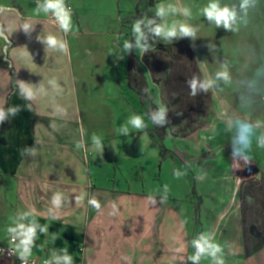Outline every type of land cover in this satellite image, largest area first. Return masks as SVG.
Here are the masks:
<instances>
[{
  "label": "crops",
  "instance_id": "crops-1",
  "mask_svg": "<svg viewBox=\"0 0 264 264\" xmlns=\"http://www.w3.org/2000/svg\"><path fill=\"white\" fill-rule=\"evenodd\" d=\"M65 1L74 6L68 33L49 19L51 11L44 12L47 0H0V109L6 113L0 122V246L15 237L18 256L50 264H69L65 257L70 264H264V251L248 252L238 205L250 164L264 174V155L257 159L254 154L264 148L254 137L251 162L234 158V132L228 129L230 121L244 119L259 123L256 132L264 133L260 107H236L230 114L211 89L213 121L185 136L166 125V145L184 155L182 164L170 155L162 161L149 117L151 99H156L152 92L141 96L127 81L125 41L143 63L135 35L122 26L136 10L124 0ZM210 2L155 0L154 12L158 5L164 9L162 26L170 18L192 26L197 35L209 26L191 20L207 19L202 10ZM218 2L237 9L233 27L238 31L222 32L229 42L218 40L212 64L196 35L170 39H185L204 80L213 79L206 74L208 66L218 72L228 66L232 87L243 79L238 66L251 59L248 36L264 35V0H257L246 17L240 0ZM140 3L145 18L148 0ZM50 34L66 42V52L47 48L43 41ZM22 83L32 87L31 98L21 94ZM242 96L264 102V93ZM133 116L142 117L145 128H133L128 123ZM94 134L102 149L94 146ZM56 193L60 207L52 204ZM92 198L100 210L89 205ZM21 225L33 229L27 252ZM202 237L219 245L215 258L205 252L192 259ZM0 264L18 263L0 256Z\"/></svg>",
  "mask_w": 264,
  "mask_h": 264
},
{
  "label": "rangeland",
  "instance_id": "rangeland-1",
  "mask_svg": "<svg viewBox=\"0 0 264 264\" xmlns=\"http://www.w3.org/2000/svg\"><path fill=\"white\" fill-rule=\"evenodd\" d=\"M125 2L134 11L138 6H143L140 0H124L123 4ZM198 21L210 27H207L204 33H198L196 37H198L197 43L201 52L207 56L209 64H212L218 54V51L215 52L217 47L219 50L218 40L229 42V34L226 38V35L222 34L225 29L216 27L207 19L191 20L193 24L195 23L194 25L198 24ZM172 24L173 19L168 18L166 26ZM240 37H243V42H246V36ZM185 42V39L181 37L165 40L161 36V47L148 49L142 55V62L147 69L152 86V96L158 101L160 107L166 109L165 125L170 132L178 136L193 135L214 119L212 112L214 100L211 90L198 89L194 96L191 95L188 82L193 78L203 81L204 73L195 57L192 58ZM247 43H252L251 59L249 58L248 65L238 66V74L242 75L243 79L233 83L232 87H229L228 82L225 84L224 81H218L213 85V89L217 90V101L225 112L228 110L231 114L232 109L236 107L248 106L250 110H258L260 107L259 112L262 115L259 117L264 119V102L247 101L242 96L246 92L252 93L255 97L264 93V35L248 36ZM238 63L240 64V61ZM212 66L207 67L206 74L215 78L219 70ZM226 71L230 72L228 66ZM254 154L257 159L264 155L262 151L254 152ZM259 170L255 162L250 164L248 171L241 179L238 199L246 227L248 252L252 253L264 251V174L261 175Z\"/></svg>",
  "mask_w": 264,
  "mask_h": 264
},
{
  "label": "clouds",
  "instance_id": "clouds-1",
  "mask_svg": "<svg viewBox=\"0 0 264 264\" xmlns=\"http://www.w3.org/2000/svg\"><path fill=\"white\" fill-rule=\"evenodd\" d=\"M257 3V0H240L239 9L240 12L246 17L248 10L254 7ZM53 12L56 16V19L59 24V28L64 32L68 33L71 31V13L65 7L64 0H47V3L44 5V12ZM203 15L207 18L208 21L214 23L216 27H223L226 30H231L233 32L238 31V27H233L237 24L238 21V12L235 7L229 6H220L218 0H211V2L205 6L202 10ZM157 15L163 16L164 9L157 6ZM184 15H190L187 9L184 10ZM155 22L153 20H148L145 25L144 20H137L132 26V32L136 36V46L139 48L140 52L143 53L148 50L147 45L141 44V40L145 38L144 32L142 30V25L152 26ZM27 28V26H25ZM156 36H163L165 40H169L172 37L180 36H189L195 37L196 29L186 23L174 22L171 26H160L155 25L149 29ZM44 43H46L48 49H53L60 52L67 51V44L62 39L58 38L56 35H48L44 38ZM124 50L127 51L131 49L132 44L128 41L124 42ZM122 59V57H120ZM230 79L229 73L225 71L217 72L215 78L205 79L203 81L193 78L190 80L189 86L191 88V95H195L198 89L204 91H209L213 89V85L218 81L228 82ZM21 94L25 95L26 98H31L33 95L32 87L29 85L21 84ZM11 111V110H10ZM166 109L160 107L159 111L152 116V120L157 124H162L164 122ZM6 113L0 109V122L5 119ZM129 124L137 130L145 128V122L140 116H133L129 121ZM259 123H251L244 119H236L230 121L228 124V129L234 132V135L231 138L232 143V156L234 158H241L245 163L251 162V151L253 138L257 140V147L264 148V133L257 134L256 129L259 127ZM92 141L94 146L97 149H102L101 140L95 134L92 136ZM81 145L78 144L77 147ZM79 199V198H78ZM89 205L94 207L97 210H100L101 205L96 198H92L88 201ZM52 204L56 207L61 205V194L56 193L52 197ZM22 230V235L24 239L21 241L25 245V252L28 251L27 244L30 243L31 235L33 233L32 228L24 229L23 225L20 226ZM197 248L196 254L192 259L197 260L202 254L207 252L214 258L216 254L221 250L219 245L210 243L207 239L201 238L200 241L195 242ZM65 260L70 264V258L65 257ZM218 264H223L222 261H219Z\"/></svg>",
  "mask_w": 264,
  "mask_h": 264
},
{
  "label": "trees",
  "instance_id": "trees-1",
  "mask_svg": "<svg viewBox=\"0 0 264 264\" xmlns=\"http://www.w3.org/2000/svg\"><path fill=\"white\" fill-rule=\"evenodd\" d=\"M155 0H148L147 7V17L144 18V14L142 12H139L138 7L136 8L135 16L128 17L122 22V26L126 28L129 31L130 36L134 37V34L132 32V26L137 20H144L145 25L148 20H153L155 22L152 26H145L142 25V30L144 32L145 38L141 40V44L147 45L148 49L151 48H159L161 47L160 38L161 36H156L154 33H152L149 29L150 27H154L155 25L162 26V19L160 16L157 15V13L154 12V3ZM168 19H166V25H167ZM136 41V36L134 38V42ZM186 46L188 47V50L192 56L194 57L192 50L187 42ZM6 54V53H5ZM5 58L8 63L11 61L7 59V56L5 55ZM127 81L132 90L139 93L141 96H147V93L152 91L151 82L147 73V69L144 67L143 63L139 61V56L136 52L133 51L132 47L129 49V56H128V65H127ZM160 109L158 101H154L151 99V106H150V112L149 117L151 118V121L153 123L152 128V137L155 139H158L159 146L161 149V159L162 161L166 160L167 155L172 156V158L175 159H182L183 158V152L177 150V149H170L166 145V142L169 140V133L167 130V126L165 125V121L162 124H157L152 120L153 114L157 113Z\"/></svg>",
  "mask_w": 264,
  "mask_h": 264
},
{
  "label": "built area",
  "instance_id": "built-area-1",
  "mask_svg": "<svg viewBox=\"0 0 264 264\" xmlns=\"http://www.w3.org/2000/svg\"><path fill=\"white\" fill-rule=\"evenodd\" d=\"M64 5L70 11V13L74 12V6L72 4L64 0ZM48 17L51 21L59 25L56 16L53 14V12H50ZM15 243L16 238L11 237L10 243L8 245H1L0 256L11 260H16L18 264H50L49 260L47 259L25 258L18 256L16 252Z\"/></svg>",
  "mask_w": 264,
  "mask_h": 264
},
{
  "label": "water",
  "instance_id": "water-1",
  "mask_svg": "<svg viewBox=\"0 0 264 264\" xmlns=\"http://www.w3.org/2000/svg\"><path fill=\"white\" fill-rule=\"evenodd\" d=\"M0 35L4 37V34H3V31H2L1 25H0ZM9 44H10V42H9Z\"/></svg>",
  "mask_w": 264,
  "mask_h": 264
}]
</instances>
